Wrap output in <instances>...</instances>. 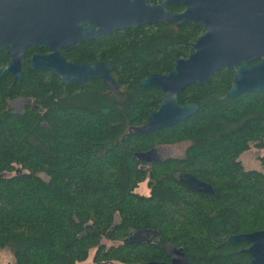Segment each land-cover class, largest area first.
I'll return each mask as SVG.
<instances>
[{
  "label": "trees",
  "instance_id": "trees-1",
  "mask_svg": "<svg viewBox=\"0 0 264 264\" xmlns=\"http://www.w3.org/2000/svg\"><path fill=\"white\" fill-rule=\"evenodd\" d=\"M196 23L133 25L74 46L78 62L110 61L119 88L100 78L65 85L24 63L20 79L0 75V251L5 264H146L169 261L166 243L193 264H249L231 234L264 229V155L260 168L240 156L264 149V88L226 95L232 70L178 93L198 109L175 124L135 131L162 91L140 80L166 73L190 52ZM3 55L0 53V60ZM31 103L14 111L9 100ZM185 142L183 155L151 162L135 152ZM182 171L210 183L200 192ZM146 180L148 193L135 189ZM149 231L147 238L136 233ZM109 242V243H107Z\"/></svg>",
  "mask_w": 264,
  "mask_h": 264
},
{
  "label": "water",
  "instance_id": "water-1",
  "mask_svg": "<svg viewBox=\"0 0 264 264\" xmlns=\"http://www.w3.org/2000/svg\"><path fill=\"white\" fill-rule=\"evenodd\" d=\"M167 2L186 5L180 13L164 10ZM29 9V7H27ZM30 13L22 15L20 28L36 33L42 46L63 43L77 44L105 32L133 25L155 24L164 20L179 23L197 21L205 31L190 44L193 51L177 58L170 71L150 72L140 80L142 85H154L162 91L156 108L147 115L144 124L135 131L146 132L169 127L194 113L195 103H180L177 95L190 84H203L215 70L228 67L232 82L226 93L234 97L246 91L264 88V0H37ZM1 47V46H0ZM10 60L0 69L21 76L20 54L9 49ZM260 57L254 64L247 62ZM31 68L48 70L65 85L72 82L86 86L90 79H102L110 91L119 88L112 76L111 62L68 61L59 50L48 55L33 56ZM138 160L151 162L158 157L155 148L135 152ZM178 180L185 186L205 193H213L212 185L190 172L182 171ZM228 241L245 242L249 264H264V229L231 234ZM169 261H148L146 264H193L182 247L166 243Z\"/></svg>",
  "mask_w": 264,
  "mask_h": 264
},
{
  "label": "flooded vegetation",
  "instance_id": "flooded-vegetation-1",
  "mask_svg": "<svg viewBox=\"0 0 264 264\" xmlns=\"http://www.w3.org/2000/svg\"><path fill=\"white\" fill-rule=\"evenodd\" d=\"M36 1L37 0H0V46H1L0 53H2L3 55L2 60H0V69L2 68L3 65H5L10 60L11 55L9 53V49H11L14 55L20 54L21 75H22L24 63H27L28 66L31 68L30 62L33 56L48 55V54L53 53L55 49L59 50L66 60L75 61L68 56V52L74 46H76L79 42L77 44H69V43H63L61 41H58V43L53 45V48H50L49 46L39 45L42 42L41 40L36 39V33H34L33 31L20 28L19 24L21 25L22 15L26 13H30L31 6ZM148 2L151 4H157V3H160L161 0H148ZM27 7H29V9H27ZM185 9H186L185 4L176 3V2H167L164 6V10L170 11L171 13H180L184 11ZM162 22L173 23L175 26H179L181 23H186V22L196 23L199 26V33L193 38V40L190 41V44L195 40L197 36H199L205 31L202 24H200L197 21H193V20H183V21H180L179 23H177L176 21H172V20H164ZM112 31H108V32H112ZM108 32H105V33H108ZM190 49L191 50L188 53V55L193 51L191 46H190ZM259 59L260 57H256L248 61L247 63L251 65V64L258 62ZM99 61H104V60H99ZM106 62H110V61H106ZM32 69H37V68H32ZM37 70H43V69H37ZM44 71H48V70H44ZM5 74L10 75V78L12 82L14 83V75L11 72H7V71H5L2 75H5ZM20 78L21 76L17 79H20ZM18 99L22 100L23 102L21 109L24 107V105L31 103L30 99L28 98L16 97V98L9 100V105L13 101L18 100ZM13 110L18 111V110H15V107H13Z\"/></svg>",
  "mask_w": 264,
  "mask_h": 264
},
{
  "label": "rangeland",
  "instance_id": "rangeland-1",
  "mask_svg": "<svg viewBox=\"0 0 264 264\" xmlns=\"http://www.w3.org/2000/svg\"><path fill=\"white\" fill-rule=\"evenodd\" d=\"M23 102L22 100H15L10 105L11 107H15V110H20ZM186 147L185 142H176L172 144H164V145H158L155 147L156 156L159 158L166 157V156H173V157H179L183 155L184 149ZM264 155V149L256 150V149H250L248 151H245L241 156L240 159L244 165L245 168H260V162L259 157ZM139 193L147 194L148 193V187L146 180H143L138 187L135 189ZM150 235L149 231L146 232H138L136 233V236L138 238H147ZM109 243V242H107ZM10 259V254L5 251H0V264H5Z\"/></svg>",
  "mask_w": 264,
  "mask_h": 264
}]
</instances>
